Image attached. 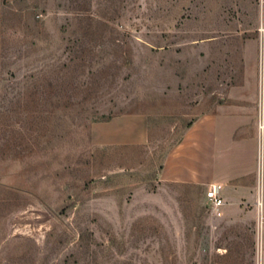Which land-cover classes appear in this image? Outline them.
<instances>
[{"label":"rangeland","instance_id":"obj_1","mask_svg":"<svg viewBox=\"0 0 264 264\" xmlns=\"http://www.w3.org/2000/svg\"><path fill=\"white\" fill-rule=\"evenodd\" d=\"M263 56L264 0H0V264H264ZM204 113L238 176L220 215L160 180ZM122 114L147 144L94 146Z\"/></svg>","mask_w":264,"mask_h":264},{"label":"crops","instance_id":"obj_2","mask_svg":"<svg viewBox=\"0 0 264 264\" xmlns=\"http://www.w3.org/2000/svg\"><path fill=\"white\" fill-rule=\"evenodd\" d=\"M253 101L258 109L256 123L260 126L259 136L264 148V56L262 81L254 93ZM149 132L147 115L122 114L108 121L93 123L91 141L96 147L142 146L147 144ZM228 141L229 135L222 116L216 113L199 115L165 157L160 180L198 187H209L212 184L223 186L222 182H233L238 176H225L219 163ZM258 203L261 207L262 201Z\"/></svg>","mask_w":264,"mask_h":264},{"label":"built area","instance_id":"obj_3","mask_svg":"<svg viewBox=\"0 0 264 264\" xmlns=\"http://www.w3.org/2000/svg\"><path fill=\"white\" fill-rule=\"evenodd\" d=\"M205 196L213 212L220 215V209L226 204V199L223 196V186L220 184L210 185Z\"/></svg>","mask_w":264,"mask_h":264},{"label":"trees","instance_id":"obj_4","mask_svg":"<svg viewBox=\"0 0 264 264\" xmlns=\"http://www.w3.org/2000/svg\"><path fill=\"white\" fill-rule=\"evenodd\" d=\"M191 125H192V124H191ZM191 125H189V127H190Z\"/></svg>","mask_w":264,"mask_h":264}]
</instances>
